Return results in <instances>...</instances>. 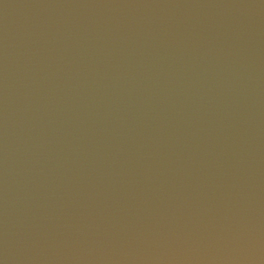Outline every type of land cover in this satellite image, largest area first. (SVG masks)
I'll return each instance as SVG.
<instances>
[{
  "label": "water",
  "instance_id": "95a60500",
  "mask_svg": "<svg viewBox=\"0 0 264 264\" xmlns=\"http://www.w3.org/2000/svg\"><path fill=\"white\" fill-rule=\"evenodd\" d=\"M0 264H264V0H0Z\"/></svg>",
  "mask_w": 264,
  "mask_h": 264
}]
</instances>
